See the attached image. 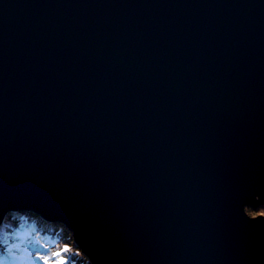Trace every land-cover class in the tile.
<instances>
[{
	"label": "water",
	"instance_id": "95a60500",
	"mask_svg": "<svg viewBox=\"0 0 264 264\" xmlns=\"http://www.w3.org/2000/svg\"><path fill=\"white\" fill-rule=\"evenodd\" d=\"M260 204L264 0H0V226L36 209L94 264H264Z\"/></svg>",
	"mask_w": 264,
	"mask_h": 264
},
{
	"label": "rangeland",
	"instance_id": "374dc122",
	"mask_svg": "<svg viewBox=\"0 0 264 264\" xmlns=\"http://www.w3.org/2000/svg\"><path fill=\"white\" fill-rule=\"evenodd\" d=\"M252 210L256 214L264 215V204H260L256 208H252ZM30 212V215L20 213V217H18V226L15 227V229L18 230V236H12V233L10 234L9 231L10 228L15 226L13 224L14 222H12L15 221L13 220L15 219V216L3 220L2 226H0V241L4 242V244L0 246L1 258L3 257V259H7L9 262L19 261L21 256L18 253L21 251L24 255H29V253L34 252V250L30 249L28 245H38L37 248H45L47 243L51 241L52 243L58 244V251L56 250L55 253L60 252L61 256L57 257L54 255L55 257L53 258V261L48 262L47 264H59L61 258L63 264H94L77 244L71 230L70 232L72 235L69 234L67 226L58 225L55 226L54 230L50 229L52 233L54 232V235L50 237V234L47 235V230L49 231V229L45 226L46 221L41 217L42 215L38 211ZM34 226H38L39 231H42L41 236L37 233L38 230H33ZM20 238H26L28 241L20 240ZM54 246L57 248V245ZM65 247L68 248V251L61 252ZM41 254L46 256V253Z\"/></svg>",
	"mask_w": 264,
	"mask_h": 264
},
{
	"label": "trees",
	"instance_id": "16d2710c",
	"mask_svg": "<svg viewBox=\"0 0 264 264\" xmlns=\"http://www.w3.org/2000/svg\"><path fill=\"white\" fill-rule=\"evenodd\" d=\"M25 209L26 210H23V211H19V209H17L16 210L17 213L12 210L14 213V216H15V219H13L15 221H12V222H14L13 224L15 226H13L12 228L9 229L10 234L12 233L11 234L12 236H18V234H19L18 230L15 229V227L18 226V223H19L18 217H20V213L30 215L31 214L30 211H36L32 208H28V209L25 208ZM41 217L44 218L46 221L45 226H47L49 229V231L47 230V235L50 234L51 235L50 237H52V235H54L53 234L54 232L52 233V231H50V229L54 230L55 226H58V225L67 226L69 234L70 235L73 234V233L71 234V232H70V230H71L70 227L68 225H66L65 223L60 224L59 220L54 219V221H53L52 219H47V218L43 217V215ZM60 221H63V220H60ZM33 230H38L37 231L38 234L42 233V231H39L38 226H34ZM39 236H41V235H39ZM74 239H75V237H74ZM20 240L28 241L26 238H20ZM2 244H4V242L0 241V246ZM54 245H57V248ZM28 246L30 249L34 250V252L29 253V255H24V253L21 251L20 253H18L21 256V259L19 261H13V262H9L7 259H3V257L2 258L0 257V264H43V263L47 264L48 262L53 261V258L55 257L53 254L56 252V250L58 251V244L52 243L51 241H49V243H47L45 248H37L38 245H31V244ZM37 249H39V250H37ZM41 253H46V256H43Z\"/></svg>",
	"mask_w": 264,
	"mask_h": 264
},
{
	"label": "snow or ice",
	"instance_id": "6c2138e0",
	"mask_svg": "<svg viewBox=\"0 0 264 264\" xmlns=\"http://www.w3.org/2000/svg\"><path fill=\"white\" fill-rule=\"evenodd\" d=\"M64 251H68V248L65 247L64 249L61 250V252H64ZM53 255H55L57 257H60L61 256V253L60 252H57V253H54ZM59 264H63L62 258L60 259Z\"/></svg>",
	"mask_w": 264,
	"mask_h": 264
},
{
	"label": "clouds",
	"instance_id": "9594fccd",
	"mask_svg": "<svg viewBox=\"0 0 264 264\" xmlns=\"http://www.w3.org/2000/svg\"><path fill=\"white\" fill-rule=\"evenodd\" d=\"M250 207H252V208H256V207H253V206H250ZM34 210H36V209H34ZM36 211H38V210H36ZM39 212V211H38ZM40 213V212H39ZM41 214V213H40ZM42 215V214H41ZM43 216H45V215H43ZM45 217H47V216H45ZM47 218H49V217H47ZM67 225V224H66ZM73 233V232H72Z\"/></svg>",
	"mask_w": 264,
	"mask_h": 264
},
{
	"label": "bare ground",
	"instance_id": "6f19581e",
	"mask_svg": "<svg viewBox=\"0 0 264 264\" xmlns=\"http://www.w3.org/2000/svg\"><path fill=\"white\" fill-rule=\"evenodd\" d=\"M39 235H41V233Z\"/></svg>",
	"mask_w": 264,
	"mask_h": 264
}]
</instances>
